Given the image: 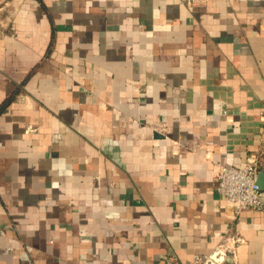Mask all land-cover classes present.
I'll return each mask as SVG.
<instances>
[{
    "label": "crops",
    "instance_id": "1",
    "mask_svg": "<svg viewBox=\"0 0 264 264\" xmlns=\"http://www.w3.org/2000/svg\"><path fill=\"white\" fill-rule=\"evenodd\" d=\"M264 0H0V264H264Z\"/></svg>",
    "mask_w": 264,
    "mask_h": 264
},
{
    "label": "built area",
    "instance_id": "2",
    "mask_svg": "<svg viewBox=\"0 0 264 264\" xmlns=\"http://www.w3.org/2000/svg\"><path fill=\"white\" fill-rule=\"evenodd\" d=\"M191 6L202 0H187ZM260 154H251L243 166L220 165L216 175L218 193L231 205L234 214L245 210L264 211V190L257 184L261 172ZM243 240L237 235L221 234L216 247L204 255H194L189 264H227L229 253L234 254L236 244Z\"/></svg>",
    "mask_w": 264,
    "mask_h": 264
},
{
    "label": "water",
    "instance_id": "3",
    "mask_svg": "<svg viewBox=\"0 0 264 264\" xmlns=\"http://www.w3.org/2000/svg\"><path fill=\"white\" fill-rule=\"evenodd\" d=\"M257 184L262 190H264V172L258 174Z\"/></svg>",
    "mask_w": 264,
    "mask_h": 264
}]
</instances>
